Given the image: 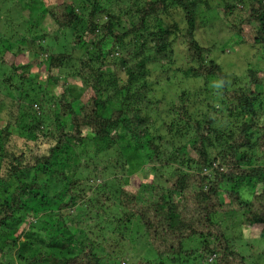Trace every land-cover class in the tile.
Masks as SVG:
<instances>
[{"label": "trees", "instance_id": "trees-1", "mask_svg": "<svg viewBox=\"0 0 264 264\" xmlns=\"http://www.w3.org/2000/svg\"><path fill=\"white\" fill-rule=\"evenodd\" d=\"M75 1L63 0L44 6L43 10L58 30H71L73 44L80 45L82 55L75 61L73 49L57 53L40 44L36 57L45 56L42 62L47 80L38 83V90L31 86L32 80H26L24 65L10 64L12 73L0 78V87L11 98L9 108L0 107L9 118L2 117L0 121V264H102L95 253L97 243L79 240L68 225L71 220L87 228L90 223L93 225L95 215L99 218L92 226L94 229L101 227L97 225L99 219L105 221L103 227L115 230L138 220L151 248L172 264L186 262L194 252L199 254L197 264H264V253L255 250L250 255L243 254L220 222L222 216H238L246 227L264 225V187L246 199L239 189L242 185L264 186V102L257 95L262 83L258 72L247 68L246 83L235 86L217 62L207 59V48L195 37L198 0H145L133 9L135 13L128 5L127 24H123L125 29L121 32L114 27L118 17L126 12L112 13L102 7L100 0H83L81 5ZM236 3H242V12L231 25L233 34L241 42L263 44L264 0L226 2V14ZM170 6L179 8L186 21L182 38L188 68L182 71L184 77L214 81L215 86L205 90L214 101L207 94L203 97L209 104L219 102L239 119L234 130L212 128L207 122L204 130H199L196 123V133L185 134L188 127L191 129V122L186 106L179 103L186 104L189 98L181 91L173 107L178 119L183 120L182 113L188 119L182 127L175 120L167 124L168 133L182 143L172 156H167L161 147V136L149 133L155 128V121L148 125L143 118L149 112L147 105L153 104L147 95V65L169 62L172 52L167 47L169 42H163L165 32L159 24L160 13ZM81 7H87L86 14L80 11ZM101 14L106 21H99ZM80 31L89 35L87 41ZM107 38L111 45L103 55L101 45ZM21 39L31 45L41 37L27 33ZM14 44L21 47L16 39ZM116 49L126 52L113 62L121 73L105 64L106 56L113 55ZM72 60L77 65L71 75L82 80L81 89L68 85L66 75H50L52 69L59 72ZM18 70L22 73L14 79L12 74ZM196 93L205 94L198 89ZM15 137L20 141H15ZM121 139L132 141L137 148H147L149 153L144 157L150 163L159 157L174 160L182 152L179 164L163 185L146 180L135 186L123 173L115 176L121 171ZM113 150L117 151L115 156L110 153ZM79 154L85 159H80ZM99 177L102 179L97 180ZM82 183L87 185L86 189L79 186ZM75 203L80 205V217L71 218ZM111 205L117 207L119 216L107 212ZM45 214L49 215L48 245L59 252H26L33 248L36 239L33 222L43 223ZM21 237L25 239L20 240ZM192 237L201 238L199 248L185 246V241ZM135 264L167 263L143 259Z\"/></svg>", "mask_w": 264, "mask_h": 264}, {"label": "rangeland", "instance_id": "rangeland-1", "mask_svg": "<svg viewBox=\"0 0 264 264\" xmlns=\"http://www.w3.org/2000/svg\"><path fill=\"white\" fill-rule=\"evenodd\" d=\"M62 1L63 0H0V78L10 74V64L14 63L15 66L24 65L25 69L23 70L28 76L26 80L28 82L32 80V82L30 81L31 86L38 90V83L42 84L47 80V69L42 62V59L45 58V56L43 54H38V57H36V52L38 51L37 47L40 44L42 46L50 47L51 51L57 53L61 51L69 52L73 49L74 53L72 55L75 61L80 55H82L83 50L80 45L73 44L74 37H72L71 30H58L57 25L49 19L47 12L43 10L44 6L46 7L50 4L60 3ZM76 1L75 3H78L77 5L83 4V0ZM144 1L145 0H100L102 7L112 13L116 14L118 10L126 12L118 17L119 20L116 21L114 27L120 32L125 29L124 25L127 24L125 18L129 15L127 9L128 5L131 7L132 12L135 13L133 9L144 4ZM226 2L232 4L234 3V0H198L195 12V37L204 47L207 48V59H213L217 62L225 73L227 80L231 81L235 86H242L246 83L247 80L244 78V72L247 68H252L257 71L262 82L260 90L257 91V95L259 100L264 102V43L257 45L253 44L251 40L241 42L240 38H237L233 34L231 25L236 21L238 14L242 12V3H236V7L230 11V14H226L228 13L225 12ZM80 11H83V13L86 14L88 9L87 7H81ZM131 16L132 15H130L129 18ZM106 19V16L101 14V19L99 21L104 22ZM159 24L165 32V34H163V42L165 44L169 42L167 47L171 49L172 52L168 55L169 62L164 60L163 62L159 61L147 65L148 74L145 79L150 86L147 95L151 97L149 102L153 104L147 105L149 112L145 113V118L143 119L148 122V125H151L152 122L155 121L153 122L155 128H151L149 133L152 136L160 135L161 147L167 151V156H172L173 152L177 149V146L182 143L181 139H174V137H172L173 133H168L166 126L169 122L175 120L174 122L176 125L182 127L188 119L186 115H184L185 113L181 114L183 120L178 119L173 107V102L179 97L181 91L185 92L189 98L186 104L181 101L179 103L181 106H186V114L190 118L189 123L191 122V125H189L191 129L189 130L188 127V131L185 134H195L196 131L193 127L196 123L199 124V130H204V124L207 122L212 125V128L215 127L219 130H234L238 127L239 116L235 112L228 113L219 102H211L209 104L207 99L203 97L206 96V94L208 95V91L205 90H211L215 86L214 81L205 82L202 78L192 79L184 77L185 74H183L182 71H185L188 66L185 64V47L182 38V33L186 27L183 12L179 8L170 6L165 12L160 13ZM173 24H175L176 27H174ZM27 33L32 36H37V38L41 37V39L28 45L26 41H22L21 39V37H25ZM82 35L86 41L89 39V35L86 33H82ZM15 39L21 47L14 44ZM18 39L19 41H17ZM149 43L153 44V41H150ZM102 44V53L103 55H106L111 45V41L107 38ZM18 48H21V51H19ZM15 50L18 51L15 52ZM124 51L116 49L113 55L108 54L106 56L108 60L105 64L110 70H115L119 73L122 72L121 68L115 66L113 62H117L120 58H123L124 53H126ZM150 53L153 55V50H151ZM128 59H130V56ZM73 60L67 63L59 72L57 69H52L50 75L58 76L63 74V77L66 75L67 78L65 82L68 85L75 89H81L84 84L82 83V80L77 75H71V72L77 65L76 62L73 63ZM21 73L22 70H18L17 73L12 74V76L14 79H17L19 77L18 75ZM48 83L52 84L53 82L49 79ZM58 89L59 87L57 86L55 90L57 91ZM197 89L203 91L205 94L197 95ZM252 90L255 91L254 89ZM208 96L214 101L212 95ZM10 99L11 98L5 94L4 87H0V107L4 110L7 107L9 108ZM4 110L0 111V121L2 117L4 119H9L7 118V112ZM262 120L264 121V115L262 116L261 121ZM176 125L174 128H177ZM207 133V138L211 139L210 135H207ZM147 138H149V136H147ZM18 139V137L14 138L15 141L19 142L20 140ZM173 140L174 142L171 145L170 143ZM164 143L166 145H163ZM118 146L119 151L121 150L120 152H122L123 155V158L119 161L120 170L123 172L120 171L116 173L115 176H121L123 173V175L130 178L129 182L135 186L141 181L146 180H153L154 183L163 185L165 180L170 178L174 171V167H177L176 164H179L178 157L182 153L178 152L174 160H163L159 157L150 163L145 159L146 157H144L145 154L149 153L147 148H137L133 145L132 141L125 139L119 140ZM116 150L110 152L112 156L117 154ZM79 158L85 159L82 154H79ZM98 160L99 159L96 161ZM103 162H105V158L103 159ZM88 163L90 164L89 161ZM254 165L256 164L254 163ZM82 168L88 169V167ZM101 179L102 177H99L97 180ZM98 183H100V181ZM228 185L231 186L232 184L228 183ZM79 186L84 189L87 188V185L84 183ZM262 187H264L263 183H259L256 184L255 187L242 185L239 189L242 198L246 199L250 198L254 193H258ZM75 190L78 191L79 187H76ZM75 204L77 207L75 206L72 209L71 218L80 217L78 216L80 205L79 203ZM108 208L107 212H110L112 216L120 215L117 207L114 205H111ZM82 214L83 212H81V215ZM43 216V218L41 217L44 221L43 223H40L39 221L33 222L32 229L33 232H35L34 236L36 239L32 238L33 248L26 249V252H33L38 249L59 252L57 248L48 245L50 226L49 223L46 222L49 215L45 214ZM84 217L83 220H86L87 215ZM98 218L99 217L95 215L94 223ZM222 219L223 220L220 221L221 224H223L227 234L233 238V244L239 250L243 251V254L250 255L252 252H255V250L264 253L263 224L246 227L240 223L238 216L236 218L222 216ZM99 221L101 222L97 225H100L101 229H94L92 227L94 223L93 225L90 223L88 227L85 228L83 224L79 225L71 220V223L68 225L70 226L72 233L79 240H82L85 243H97L95 246V253L101 258L102 264H124V262L126 264H135L137 261L143 259L150 261L163 260L167 264H172L166 261L165 256L157 255L151 248L146 239L144 228L138 220L134 219L133 222L126 225V227L120 225L116 230L115 228L108 226L103 227L105 221L102 219H99ZM107 225H110L109 222H107ZM24 239L25 237L20 238V240ZM190 239L191 240L185 241V246L190 245V247L199 248L201 238L192 237ZM117 240H119V242ZM110 249L113 251L110 252ZM199 259V254L194 252L191 258L186 262H176L175 264H197ZM15 261L18 260L15 258Z\"/></svg>", "mask_w": 264, "mask_h": 264}, {"label": "clouds", "instance_id": "clouds-1", "mask_svg": "<svg viewBox=\"0 0 264 264\" xmlns=\"http://www.w3.org/2000/svg\"><path fill=\"white\" fill-rule=\"evenodd\" d=\"M215 164V162H213Z\"/></svg>", "mask_w": 264, "mask_h": 264}]
</instances>
